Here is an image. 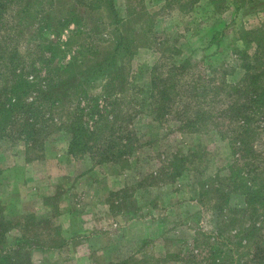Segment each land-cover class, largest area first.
I'll list each match as a JSON object with an SVG mask.
<instances>
[{"label":"rangeland","instance_id":"obj_1","mask_svg":"<svg viewBox=\"0 0 264 264\" xmlns=\"http://www.w3.org/2000/svg\"><path fill=\"white\" fill-rule=\"evenodd\" d=\"M4 3L0 44L17 47L26 84L0 138V249L44 248L39 264H262L264 207L252 211L242 188L258 197L264 178V0ZM176 70L162 121L152 81ZM14 82L0 64V95ZM217 86L224 99L262 95L252 106L257 174L243 159L234 187L228 141L178 124L182 96L195 88L211 99Z\"/></svg>","mask_w":264,"mask_h":264},{"label":"trees","instance_id":"obj_2","mask_svg":"<svg viewBox=\"0 0 264 264\" xmlns=\"http://www.w3.org/2000/svg\"><path fill=\"white\" fill-rule=\"evenodd\" d=\"M5 0H0V24L3 21V11L6 8V5L4 3ZM1 30V29H0ZM1 34V31H0ZM9 36H14L12 33L9 32ZM3 37V36H2ZM14 38V37H13ZM47 43V41H45ZM50 45V49L52 48L51 43H48ZM47 44L44 45L45 48H49ZM5 46V45H4ZM61 50L60 46H57ZM116 52V51H115ZM0 55H3V60L0 61V64L4 66V63H10L12 66V73L14 75V87H10L9 92H4L3 95H0V138L4 137L7 132H9L8 126H11L14 123V119L12 120L11 114L13 112H16L18 110L17 108L20 106L21 101V95H17V89L24 86L26 84L25 78L23 79L21 74L17 73V64H18V51L17 47H9L5 46V51L3 45L0 44ZM5 56H7L8 60H5ZM174 73L178 74L180 73V70H176L174 72L168 73L167 76L162 75V79L158 80V77L155 78L152 81V92L154 95H159L160 98H162V103L159 104V107L156 109V117L160 120H165V115L169 111L167 110V107H169L172 103L176 102V97L173 95H169L171 92L170 90L175 87V83L172 81L174 78ZM180 76V75H179ZM171 81V82H170ZM169 82V83H168ZM197 83H194L195 88L197 87ZM195 88H191L189 90L188 96H182L183 100V106L181 115H178V118L180 119V122L176 121L179 124V128L181 130H185L187 133H199L203 129L206 128V132H216L221 139H225L228 141L229 146L231 148L232 155L234 156V162L231 164L232 172L228 176V181L231 182L232 187H234L235 184H237V181L241 175H236L235 173H241V167H240V161L245 159L242 163V166L244 167L243 170L246 169L247 176H252V173L255 172L254 164L252 160V155L254 153L255 156L257 155V152L252 147L251 140L254 139L253 136L257 132L256 125H254L255 117L253 116L255 112L252 110L253 102L254 103H262V95H242L244 97L241 98V95L234 96L229 95V99H224V97H219V93L222 88L220 86L214 87L215 88V95L213 98L209 99L208 95L209 92L204 91H198ZM206 93V94H205ZM179 97V95L177 96ZM152 99H155V97L152 96ZM35 103V102H34ZM33 104V103H32ZM31 104V105H32ZM212 107V108H211ZM211 108V109H210ZM205 109V111H204ZM180 108L177 109V112H179ZM264 120V112L262 116ZM25 126L31 128L33 131H37L35 127H38V123L34 122L32 119L31 121H25ZM167 120V119H166ZM211 124V125H210ZM212 126L213 129L208 128V126ZM255 126V127H253ZM178 128V129H179ZM259 128V127H258ZM86 134H93L94 132L90 129L86 128L83 129ZM263 130V128H262ZM74 132V131H73ZM264 132V131H262ZM72 139H71V146H75L77 148L78 146V138L75 136V132L72 133ZM127 139V138H126ZM128 140V139H127ZM89 144V145H88ZM86 146H88V149L93 148V144L86 143ZM70 147L71 151H73V148ZM124 147V146H123ZM125 149H122L120 151L122 154L124 153ZM240 153L239 157L237 158L236 154ZM192 156L197 155V151H194L191 153ZM262 158L264 156L262 155ZM179 160L185 161V159L181 158ZM176 168L183 169L181 165H176ZM234 167L236 168L234 170ZM251 168V170H250ZM242 170V171H243ZM259 172L261 171L258 168ZM258 172V171H256ZM258 172V174H259ZM176 174L175 176H177ZM180 175V174H179ZM262 175H264V168L262 167ZM264 177V176H263ZM214 183V182H213ZM262 183V186H261ZM212 185V182H210ZM260 187H262V193L259 192L258 197L253 194L252 187L249 184L244 185L242 189L246 192V197H248V205H251L254 207L252 211L256 212L257 208L259 207V203H262V207H264V178H262V182L259 181ZM262 196V198H261ZM256 201V202H255ZM258 203V205H257ZM254 229H250L247 231V237L251 235V231ZM245 231H242L244 234ZM251 237H249L250 239ZM3 250L6 249H0V264H29V256H27V253H22V255L17 254L15 255L12 251H7V253H3ZM210 257L216 259L214 250L210 248V251L208 253ZM196 257V256H195ZM255 257L259 259L262 264L264 263V243H262V247L258 245L256 247L255 251ZM217 260V259H216Z\"/></svg>","mask_w":264,"mask_h":264},{"label":"crops","instance_id":"obj_3","mask_svg":"<svg viewBox=\"0 0 264 264\" xmlns=\"http://www.w3.org/2000/svg\"><path fill=\"white\" fill-rule=\"evenodd\" d=\"M42 251H45L44 248L33 246L27 251V256H29V264H39L37 261V258L41 257L44 253ZM2 251H0L1 254ZM3 253H7L6 250H3Z\"/></svg>","mask_w":264,"mask_h":264}]
</instances>
